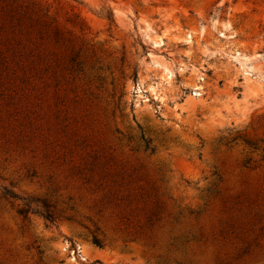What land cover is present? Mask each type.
<instances>
[{
  "label": "rangeland",
  "instance_id": "obj_1",
  "mask_svg": "<svg viewBox=\"0 0 264 264\" xmlns=\"http://www.w3.org/2000/svg\"><path fill=\"white\" fill-rule=\"evenodd\" d=\"M0 264H264V0H0Z\"/></svg>",
  "mask_w": 264,
  "mask_h": 264
},
{
  "label": "trees",
  "instance_id": "obj_2",
  "mask_svg": "<svg viewBox=\"0 0 264 264\" xmlns=\"http://www.w3.org/2000/svg\"><path fill=\"white\" fill-rule=\"evenodd\" d=\"M76 59L77 58L73 57V58H71V61L75 62ZM148 145H149V141L146 140L145 146L148 147ZM1 196L5 197V198H10V199L19 198L16 193H14L13 191H11L5 187H3L1 190ZM22 200H23V205L21 208H19L17 210V212H18V214L22 215L24 218L26 217V215L28 213L31 212V213L39 214L46 221H48L50 223H52L54 221V217H53L52 213L48 210V205L46 204V202L44 200H42V201L37 200L38 201L37 203H41L42 208L32 207L31 206L32 200H28L26 198H22ZM91 240H92V243L95 244L96 246H101L102 240L97 235L93 234L91 237Z\"/></svg>",
  "mask_w": 264,
  "mask_h": 264
},
{
  "label": "bare ground",
  "instance_id": "obj_3",
  "mask_svg": "<svg viewBox=\"0 0 264 264\" xmlns=\"http://www.w3.org/2000/svg\"><path fill=\"white\" fill-rule=\"evenodd\" d=\"M155 39H156V38H155ZM152 40H153V39H152ZM158 40H159V39H158ZM158 40H157V41H158ZM155 42H156V41H155Z\"/></svg>",
  "mask_w": 264,
  "mask_h": 264
}]
</instances>
